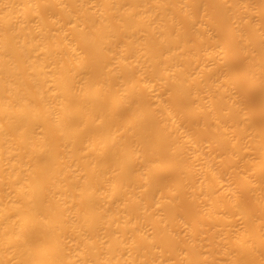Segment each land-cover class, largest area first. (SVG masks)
<instances>
[{"label":"bare ground","instance_id":"6f19581e","mask_svg":"<svg viewBox=\"0 0 264 264\" xmlns=\"http://www.w3.org/2000/svg\"><path fill=\"white\" fill-rule=\"evenodd\" d=\"M0 264H264V0H0Z\"/></svg>","mask_w":264,"mask_h":264}]
</instances>
